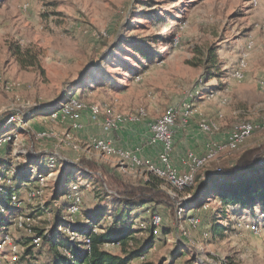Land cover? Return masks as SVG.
<instances>
[{
  "label": "rangeland",
  "instance_id": "1",
  "mask_svg": "<svg viewBox=\"0 0 264 264\" xmlns=\"http://www.w3.org/2000/svg\"><path fill=\"white\" fill-rule=\"evenodd\" d=\"M18 47L36 53L39 66L22 67L15 57ZM208 53L216 55L215 66ZM74 100L82 104L79 110L96 113L100 120L95 123L101 127L106 119L125 124L114 133L117 145L141 153L145 145L135 132L146 130L150 143L151 123L173 108L174 150L184 157L189 151L203 155L212 142L227 139L226 132L232 135L237 124L253 123L252 132L236 148L214 144L207 156H198L197 162L206 160L193 163L188 171L193 181L183 189L160 179L161 188L176 198L174 215L165 203L137 207L133 228L144 230L126 250L147 239L145 227L151 221L157 231L154 246L128 264H264L260 206L255 213L249 208L225 210L211 195L199 209L181 208L193 201L197 183L192 184L199 170L232 164L244 149L264 144V0H0V121L7 112L20 113L9 118L18 121V129L7 127L0 139V158L12 169L0 184L16 185L15 168L30 157L48 162L55 172L37 180L33 167V181L18 183L12 224L4 231L0 227V264H16L28 246L37 244V230H51L50 207H59L51 200L64 168L74 173L69 191L59 198L63 205L67 201L64 222H87V213L109 201L101 197L106 194L103 183L72 160L84 155L133 184L144 183L153 176L149 171L156 175L154 169L161 168L157 163H132L129 152L100 146L94 140L101 132L84 139L75 132L81 126L60 130L66 119L59 116L72 109ZM52 104H57L55 110L37 111ZM206 124H214L208 133L200 129ZM181 161L184 172L186 157ZM107 183L108 192L115 189ZM214 220L220 226L217 235ZM111 222L106 216L103 226ZM70 228L59 225L58 231L85 241ZM104 247L127 255L121 245ZM39 248L41 244L34 247L31 264L50 259L48 251L37 252Z\"/></svg>",
  "mask_w": 264,
  "mask_h": 264
},
{
  "label": "trees",
  "instance_id": "2",
  "mask_svg": "<svg viewBox=\"0 0 264 264\" xmlns=\"http://www.w3.org/2000/svg\"><path fill=\"white\" fill-rule=\"evenodd\" d=\"M142 53L149 57L145 52ZM15 57L24 68L39 66L36 53H32L29 50H23L18 47L15 51ZM207 58L210 59L212 65L216 63L217 57L215 54L208 53ZM56 105L52 104L50 106L40 107L37 108V111L46 113L45 111L54 109ZM17 114L20 113L13 111L7 112L5 118L0 121V139H2V135L6 132L4 129L7 127H9V130L18 129V121H9L10 116ZM21 115L25 118L29 116L26 112H21ZM261 160L262 163H260ZM7 164L9 165V162L7 163L5 159L0 158V179L2 180H5L7 173L12 170ZM73 165L82 169L88 176L92 178L96 177V180L103 183L106 194L101 197H104L103 199L109 198V201L103 208H96L87 213V222L81 221L80 223L76 222L72 225L64 222L61 209L55 206H49L54 215L51 230L48 233L37 230L35 242L37 239L39 241L34 246H28L16 264H31L29 258L34 257L33 249L38 245L40 246V244L41 248L37 252H42V248H45L50 256V259L45 264H128L134 258L143 256L148 252L154 246L155 241L154 231L156 230V225L151 221L145 227L149 232L147 239L139 247L129 252L126 250L129 243L137 239L136 233L144 230L133 228L132 218L137 216H134L132 213L139 206L142 207L143 205L152 203L156 205L165 203L170 205L171 213L174 215V199L176 198H172L169 191L167 190V193L160 186L161 180L166 186H171L168 181L149 171L153 176H150L147 181L142 184H133L105 170L101 165L85 156L79 158ZM31 168L35 169L33 173L36 174L37 180L40 177L48 175L51 170L48 162L44 164L43 162H35L30 157L24 166L15 168L14 177L18 181L16 185L0 184V227L3 231L12 224L11 216L17 207L14 204L13 194L21 186L18 183L26 184L33 181L32 174L29 173ZM89 173L96 175L92 176ZM34 174L33 176H35ZM72 179H74L73 170L64 168L60 177L56 180L54 196L51 203L56 202L62 195L69 191V184ZM108 181L115 188H112L113 190H109V192L106 188ZM196 183L197 188L193 201L191 200L187 205L183 204L181 206L182 209L185 207L187 209H199L206 204L207 199L212 195V197L220 201L225 210L230 207H239L241 209L249 208L255 213V207L260 206L264 213V144L244 149L232 164H222L208 171L201 172L199 170L195 175V181L192 185H196ZM190 189H194V187H190L189 191ZM195 200H198V204L196 205L193 204ZM225 210L224 213H228ZM106 216L112 218V225L109 227H104L102 224ZM59 225L71 226V231L78 232L86 237L85 241L80 242L72 240L70 237L67 238L58 231ZM213 225L214 234H220V226L216 220H214ZM99 227L103 231L99 232L97 230ZM164 232L167 233L168 230L164 228ZM108 244L121 245L127 255L121 256L110 252L104 247Z\"/></svg>",
  "mask_w": 264,
  "mask_h": 264
},
{
  "label": "built area",
  "instance_id": "3",
  "mask_svg": "<svg viewBox=\"0 0 264 264\" xmlns=\"http://www.w3.org/2000/svg\"><path fill=\"white\" fill-rule=\"evenodd\" d=\"M83 113H84L83 111L79 110V103L77 101L74 104H72V109L70 111L63 114L62 116H59V118L61 117L63 119H69L71 121V127H72L71 129H73L74 126H81V117ZM90 115L94 122L100 120L98 116H95L94 114H90ZM176 119H177L176 112L175 109L173 108V111L171 112V118L165 120L164 123H161L160 125H156L155 127H150V131H151L150 142L153 145H157L160 147L158 158L156 160H152L143 156L137 150H130V149L122 148L117 145L113 134L125 124H110L109 122L103 120V122L101 123H102L104 135H102L99 138H96L94 141L96 143H99L100 145H104V147L116 148V149H120L121 151L129 152L130 155H132V163H135L137 161L157 163L160 164L162 169L175 174L178 180H181L183 182H189L188 171L191 169V166H193V163L197 162V157L207 156V151L211 149V146H213L214 144H221V146L230 144L231 134H228L227 139L223 141L212 142L208 147L207 151L203 155H200L194 151H189L187 153V158H186L187 169L184 172H180L172 163V156L175 146V135L177 131L175 129ZM200 129L203 132L208 133L207 128H200ZM244 131L245 130L234 131V132H244ZM153 220L157 221L156 217H154ZM154 232L156 233L157 231L155 230Z\"/></svg>",
  "mask_w": 264,
  "mask_h": 264
},
{
  "label": "crops",
  "instance_id": "4",
  "mask_svg": "<svg viewBox=\"0 0 264 264\" xmlns=\"http://www.w3.org/2000/svg\"><path fill=\"white\" fill-rule=\"evenodd\" d=\"M84 113H85V115H84ZM84 113L82 114V118H81V129L79 131H75L77 133L78 137L86 139V138L92 136V134H94L96 132H101L102 133L101 135H104L103 128L99 124L100 122L95 123L92 120L89 111H84ZM135 123H137V122H135ZM69 125H71V121L69 119H66V121L64 122V124L61 125L60 130H63L64 131L67 128V126H69ZM143 130L144 129L141 128V130H138V131L135 132L136 133V137L138 139L140 138L139 141L142 142L141 145L142 144L145 145V146H143L142 153L140 151L139 152L141 154H143V156L152 157V158L157 159L158 158V153H159V150H158L159 146L153 145L151 142L149 143L148 142V139L149 138L147 136L148 133L146 132V130H144V131ZM131 135L133 136V133H131ZM227 135H228V132H226V134L223 137V139H225L227 137ZM114 137H115V135H114ZM137 149H138V147H137ZM74 154L75 155H78L79 157L81 155V154L77 153L76 151L74 152ZM81 156H84V155H81ZM185 157L187 158V154H185ZM185 157H184V155H182V154H180V153H178L177 151L174 150V153H173V156H172V163H173V165L175 167L177 166L179 168V171L180 172L184 170V169L181 168V166H182V164H181L182 161L181 160L185 159ZM76 161H78V159L77 160H72L71 162L70 161L69 162L72 163V164H75ZM49 167H51V166H49ZM129 168L130 169H133L131 167H129ZM50 173L53 174L55 172L52 171V170H50L49 174ZM26 185H28V183H26ZM57 202L59 203V207L58 208L61 209V211H63L62 208L64 206H65L64 209L66 210V208H67V201L66 200H64V205L61 204V202H60L59 199L57 200ZM103 222H102V224H103Z\"/></svg>",
  "mask_w": 264,
  "mask_h": 264
},
{
  "label": "bare ground",
  "instance_id": "5",
  "mask_svg": "<svg viewBox=\"0 0 264 264\" xmlns=\"http://www.w3.org/2000/svg\"><path fill=\"white\" fill-rule=\"evenodd\" d=\"M75 102H77L76 100H74L72 102V104H74ZM79 103V102H78ZM82 106L81 103H79V108ZM66 110H69V107H66ZM173 110L170 109L169 112L165 115H163L161 118H158L156 121H154L153 123H151V127H155L156 125H160L161 123H164L165 120L171 118V112ZM95 116H97L96 113H94ZM145 117V116H144ZM134 120V118H133ZM106 122H109L110 124L111 123V120H105ZM211 127H214V124L209 125V124H206L205 125V128H207L208 130L211 129ZM249 127V128H248ZM255 125L251 122H242L240 124H237L234 128L235 130L234 131H243L245 130L244 132H233V134L231 135V141H230V144L226 145L228 148H236V145L238 143H240L242 140H244L251 132L252 130L254 129ZM248 128V129H247ZM100 145V144H99ZM100 146H103L104 145H100ZM106 149H108L109 151L112 150V148L110 147H104ZM212 157V155H209V158ZM206 158L205 159H202V160H199L196 164H200L202 165L204 162H205ZM199 165V166H200ZM154 172L156 173V175L160 176L161 178H165L166 180H168L171 184L175 185L176 187L180 188V189H183L185 186L189 185L192 183L193 181V175L191 174H188V181L189 182H183L181 180H178L176 175L173 174L172 172H169V171H166L162 168H155L154 169ZM38 194H40V191H38ZM73 207V206H72ZM70 207V208H72ZM159 220V218H157V221ZM75 233V232H73ZM39 239L36 240V242H38Z\"/></svg>",
  "mask_w": 264,
  "mask_h": 264
}]
</instances>
